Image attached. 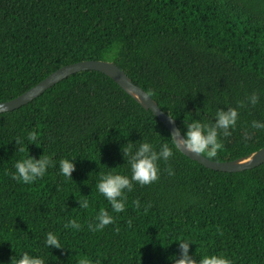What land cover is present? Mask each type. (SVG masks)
<instances>
[{
  "label": "trees",
  "instance_id": "16d2710c",
  "mask_svg": "<svg viewBox=\"0 0 264 264\" xmlns=\"http://www.w3.org/2000/svg\"><path fill=\"white\" fill-rule=\"evenodd\" d=\"M87 59L115 62L181 129L243 102L235 129L220 137L223 147L214 157L204 154L213 160L264 147V129L250 126L264 122V0H0V102ZM253 92L260 97L255 106L247 103ZM28 131L39 143L29 144ZM170 132L97 70L74 73L0 113V264L22 250L46 264H77L82 255L100 264H172L178 238L191 239L190 253L264 264V163L213 170L174 146ZM145 140L157 149L168 143L174 156L161 162L158 181L126 193L125 212L113 213L96 182L109 171L130 174L121 146ZM28 153L49 155L57 166L32 184L17 182L13 165ZM61 158H75L73 180L59 175ZM82 199L89 208L78 207ZM101 208L114 223L92 232L87 225ZM68 219L81 229L65 228ZM47 231L65 248H46Z\"/></svg>",
  "mask_w": 264,
  "mask_h": 264
},
{
  "label": "clouds",
  "instance_id": "9594fccd",
  "mask_svg": "<svg viewBox=\"0 0 264 264\" xmlns=\"http://www.w3.org/2000/svg\"><path fill=\"white\" fill-rule=\"evenodd\" d=\"M259 95L256 92L247 97V103L255 106L259 102ZM243 102H239L237 107L225 106L217 108L212 114L211 120L192 119L186 122L183 129L177 128L170 132L173 144L181 148L186 153H193L196 156L206 154L209 157L217 155L223 145L220 137H228L231 130L235 129L239 118L240 107H244ZM171 118V117H170ZM251 128L264 129V122L253 120ZM26 138L29 144H37L38 135L35 131H28ZM17 151L23 153L24 140L18 137L15 139ZM28 144V145H29ZM126 146H121V152L124 162L128 165V173L109 171L99 176L95 188L108 202L113 213H123L127 207V192H131L135 185L141 187L150 185L158 181L160 176L161 162L167 163L174 156L173 147L168 143H161L159 148L148 141L140 143L127 142ZM75 158H61L58 161L59 175L72 179V172L75 170ZM57 166V162L49 155L42 154L35 158L29 153L16 160L13 167L15 171L11 173V178L24 184H32L38 179L45 177L49 169ZM169 175H173L171 167L167 169ZM78 207L81 209L89 208V200H77ZM134 206L139 209L140 202L133 201ZM147 211V209H145ZM115 217L107 210L101 208L94 216L93 222L87 225L92 232H98L105 229L106 226L114 223ZM67 229L79 231L81 224L76 219H68L64 224ZM178 252L172 256V264H232L231 259L224 253L207 252L202 250L199 254L190 253V244H193L190 238H178L176 241ZM46 248L49 247L63 249L60 238L57 233L47 231L43 240ZM10 264H46L42 256L34 255L29 250H22L15 253L10 259ZM77 264H100L99 260L95 262L87 255L78 258Z\"/></svg>",
  "mask_w": 264,
  "mask_h": 264
},
{
  "label": "water",
  "instance_id": "95a60500",
  "mask_svg": "<svg viewBox=\"0 0 264 264\" xmlns=\"http://www.w3.org/2000/svg\"><path fill=\"white\" fill-rule=\"evenodd\" d=\"M84 70H97L108 75L117 83H119L142 106H144L146 109H151L171 132L179 128L176 120L167 112L162 110L158 105V102L145 89L135 84L124 69H122L113 61L100 59L82 60L58 68L35 86L31 87L19 96L8 101L0 102V113L12 111L28 104L61 80L74 73ZM179 149L193 160H196L204 166L217 171L239 172L257 167L264 163V147L247 157L229 161L213 160L204 154L196 156L193 153L184 152L181 148Z\"/></svg>",
  "mask_w": 264,
  "mask_h": 264
}]
</instances>
